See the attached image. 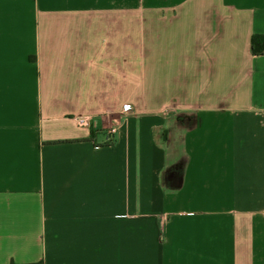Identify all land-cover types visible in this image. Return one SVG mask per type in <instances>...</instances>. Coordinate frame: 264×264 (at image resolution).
Listing matches in <instances>:
<instances>
[{
  "label": "crops",
  "instance_id": "0c3cea01",
  "mask_svg": "<svg viewBox=\"0 0 264 264\" xmlns=\"http://www.w3.org/2000/svg\"><path fill=\"white\" fill-rule=\"evenodd\" d=\"M255 33L264 0H0V264H264Z\"/></svg>",
  "mask_w": 264,
  "mask_h": 264
},
{
  "label": "trees",
  "instance_id": "16d2710c",
  "mask_svg": "<svg viewBox=\"0 0 264 264\" xmlns=\"http://www.w3.org/2000/svg\"><path fill=\"white\" fill-rule=\"evenodd\" d=\"M251 50L254 55H264V34L261 33L253 34L251 38ZM11 264H17V263H11ZM22 264H43V262L40 261V262L22 263Z\"/></svg>",
  "mask_w": 264,
  "mask_h": 264
},
{
  "label": "built area",
  "instance_id": "2783aa9c",
  "mask_svg": "<svg viewBox=\"0 0 264 264\" xmlns=\"http://www.w3.org/2000/svg\"><path fill=\"white\" fill-rule=\"evenodd\" d=\"M124 111H131L132 106L130 104H125L123 106ZM77 122L80 126H90V117H78ZM118 128L116 126H112L107 131V141H111Z\"/></svg>",
  "mask_w": 264,
  "mask_h": 264
}]
</instances>
